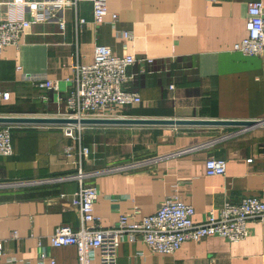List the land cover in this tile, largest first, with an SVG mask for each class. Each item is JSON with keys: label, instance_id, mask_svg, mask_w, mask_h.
Wrapping results in <instances>:
<instances>
[{"label": "crops", "instance_id": "1", "mask_svg": "<svg viewBox=\"0 0 264 264\" xmlns=\"http://www.w3.org/2000/svg\"><path fill=\"white\" fill-rule=\"evenodd\" d=\"M248 1L109 0L108 9L118 19L108 16L97 25L92 3L80 0L76 11L65 10V30L53 19L56 12L38 10L20 45L5 48L0 58V92L10 93L9 100L0 96V116L66 118L72 65L92 63L95 45L105 44L116 55L133 54L138 60L128 70L135 77L126 86L141 95L142 103L122 108L123 116L262 120L264 57L233 49L247 33ZM9 2L0 0V19L8 13L22 17ZM75 14L88 21L78 35V56ZM147 58L154 59L153 66ZM26 75L58 80L59 89L41 90ZM62 125L17 124L13 154L0 156V262L37 264L45 252L57 264H77V249L54 247L49 236L59 225H80L70 203L79 188V169L86 183L98 188L95 212L104 227L121 212L138 219L153 214L173 195L194 206L196 222L227 200H264V126L89 125L78 141L66 137ZM81 146L90 154L79 166ZM210 156L227 160L224 175H207ZM249 227L242 241L210 236L186 241L172 254L153 253L141 240L126 242L118 249L117 264H264V222L252 221ZM98 261L97 250L93 264Z\"/></svg>", "mask_w": 264, "mask_h": 264}, {"label": "built area", "instance_id": "2", "mask_svg": "<svg viewBox=\"0 0 264 264\" xmlns=\"http://www.w3.org/2000/svg\"><path fill=\"white\" fill-rule=\"evenodd\" d=\"M80 0H10L11 11H21L22 17L10 16L0 19V58L7 47H18L32 23L37 22L35 12L51 9L56 13L53 19L62 30L66 29L67 21L64 12L70 8L77 10ZM93 5V22L101 24L110 16L113 22L118 19V13H110L109 0H85ZM9 12V11H8ZM30 13V18L26 13ZM75 54L78 56V35L81 27L88 21L75 14ZM246 36L234 44V50L248 56L264 57V4L260 0L247 2ZM121 35L131 38L132 33L122 31ZM133 54L122 56L113 53L110 46L97 44L94 48V61L81 64L75 61L72 65V75L67 78L71 89L65 101L67 118H114L126 117L120 110L126 106L142 103L138 92L131 91L127 84L135 74L128 70L137 63ZM150 66L153 58H147ZM142 73L147 70L142 68ZM152 71H150L151 73ZM149 73V72H148ZM41 90L59 89L58 80L26 75ZM175 88L174 84L170 85ZM4 100L10 99L9 92H0ZM47 99L46 96H42ZM264 120V119H262ZM14 124H0V156L13 154L12 130ZM86 126L80 123L62 125L64 135L68 138L81 140V133ZM68 156L71 152H66ZM90 154L88 146H81L76 154V163L81 166L83 158ZM252 162V159H248ZM206 173L210 176L224 175L227 171V160L210 156L206 160ZM86 174L79 169L77 178L79 188L71 196V206L78 212L80 225L77 229L71 225L62 224L55 228L49 236L54 247L74 246L77 249V264H93L95 252H99L97 264H117L118 249L126 242L141 240L153 253L172 254L180 249L186 241L199 242L210 236H220L231 242H239L250 235L249 224L252 221L264 222V200L259 197L247 196L238 202L227 200L218 208H211L203 222H196V210L193 205L182 201L177 195L167 197L156 212L138 219L131 213L121 212L116 222L109 227L100 223V217L95 212L98 199V188L86 183ZM61 194L60 197H64ZM2 245L0 244V248ZM37 264H57L54 257L43 252L37 259ZM48 261V262H47ZM31 260L9 259L0 264H31ZM210 264H215L211 262Z\"/></svg>", "mask_w": 264, "mask_h": 264}, {"label": "water", "instance_id": "3", "mask_svg": "<svg viewBox=\"0 0 264 264\" xmlns=\"http://www.w3.org/2000/svg\"><path fill=\"white\" fill-rule=\"evenodd\" d=\"M80 123L84 125L102 126H264V120H208V119H172V118H30L22 116H0V124H66Z\"/></svg>", "mask_w": 264, "mask_h": 264}, {"label": "rangeland", "instance_id": "4", "mask_svg": "<svg viewBox=\"0 0 264 264\" xmlns=\"http://www.w3.org/2000/svg\"><path fill=\"white\" fill-rule=\"evenodd\" d=\"M258 126V125H257Z\"/></svg>", "mask_w": 264, "mask_h": 264}]
</instances>
